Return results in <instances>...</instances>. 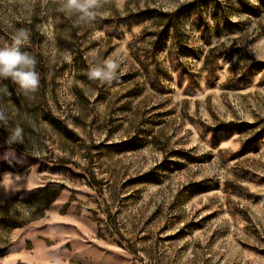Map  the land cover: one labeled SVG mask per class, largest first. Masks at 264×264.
<instances>
[{"label": "rangeland", "instance_id": "374dc122", "mask_svg": "<svg viewBox=\"0 0 264 264\" xmlns=\"http://www.w3.org/2000/svg\"><path fill=\"white\" fill-rule=\"evenodd\" d=\"M60 4L0 0L40 74L0 80V264H264V0Z\"/></svg>", "mask_w": 264, "mask_h": 264}, {"label": "clouds", "instance_id": "9594fccd", "mask_svg": "<svg viewBox=\"0 0 264 264\" xmlns=\"http://www.w3.org/2000/svg\"><path fill=\"white\" fill-rule=\"evenodd\" d=\"M102 6L103 0H61L59 11L69 17L75 16L78 24H87L96 20L100 15L98 10ZM11 39V45L0 47V80H10L25 95L35 93L40 87V74L36 70L37 60L29 52L22 50L30 40V33L26 29H18ZM121 63V59L109 57L102 63L91 64L87 75L89 79L110 84L118 78ZM3 90L7 91L6 88ZM0 122H7L2 110ZM21 133L22 130L17 127L8 142H22Z\"/></svg>", "mask_w": 264, "mask_h": 264}]
</instances>
